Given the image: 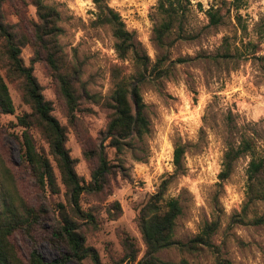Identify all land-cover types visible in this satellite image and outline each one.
Masks as SVG:
<instances>
[{"label": "rangeland", "instance_id": "1", "mask_svg": "<svg viewBox=\"0 0 264 264\" xmlns=\"http://www.w3.org/2000/svg\"><path fill=\"white\" fill-rule=\"evenodd\" d=\"M223 1L189 0L187 4L181 0L177 6L183 8V24L177 23L161 44L155 33L165 20L158 10L159 0H107L134 35L140 54L148 57L147 69H143L131 54L119 57L113 31L97 21L98 9L92 0H45L59 13L58 69L46 53L37 59L31 44L23 48L22 58L33 66L42 94L52 105V115L66 128L67 148L86 185L93 182L92 173L98 166L95 153L104 146L112 166L105 189L83 193L80 201L84 212L94 214V224L72 212L67 189L34 116L27 130L51 160L59 190L53 192L39 183L24 162L26 128L19 119L33 109L24 98L23 80L8 72L6 57L0 52V70L15 107L13 114H0V220L8 216L21 222L9 239L23 264H30L34 251L46 261L68 252L57 236L67 216L77 224L85 245L98 252L102 264H115L124 257L127 237L141 260L146 246L138 215L174 173L176 144L184 145L186 152L184 175L171 178L165 193L167 200L177 199L182 207L174 240L188 243L206 224L216 222L211 238L215 249L202 246L191 253L172 247L157 256L166 264H218L219 259L230 264H264V223H252L264 217V201L248 203L250 158L239 159L223 185L219 180L227 149L243 135L254 136L264 146V60L256 59H264V40L255 55L241 44L243 38L258 40L255 30L264 20V0L241 1L246 32L236 26L234 12L218 27L210 26L206 10L214 5L225 14ZM4 12L7 21H21L22 27L38 21L30 0L8 1ZM228 46L235 50L234 59L222 58ZM140 74H145L139 88L150 133L135 140L133 148L118 153L106 140L110 99L117 82L136 84ZM60 76L72 86L74 112L62 93ZM66 264L94 262L86 258Z\"/></svg>", "mask_w": 264, "mask_h": 264}, {"label": "trees", "instance_id": "2", "mask_svg": "<svg viewBox=\"0 0 264 264\" xmlns=\"http://www.w3.org/2000/svg\"><path fill=\"white\" fill-rule=\"evenodd\" d=\"M8 1L12 0H0V52L2 57L3 55L6 57L8 72L23 80L24 98L33 109L32 114L19 119L26 128L23 133L24 162L30 167L39 183L48 186L53 192L59 190L51 160L45 152L36 147L32 134L27 130L31 125L29 118L34 116L47 140L50 154L59 169L61 181L67 189V197L72 212L79 219L94 224L96 222L94 214L84 212L80 201L83 193L101 192L105 189L107 176L111 174L112 166L105 154L104 146L95 153L98 166L92 173L93 182L86 185L78 176L76 161L67 148L66 128L52 115V105L45 100L42 94V88L34 75L33 66H27L22 58L23 48L31 44L37 59H42V55L46 53L49 63L58 69V55L61 51L58 44V37L61 33L58 26L59 13L45 0H30V3L36 8L38 21L33 22L30 27H22L21 21L13 23L6 20L4 5ZM92 1L98 9L97 21L101 25H108L113 31L119 57L125 59L131 54L139 66L147 69L149 59L140 54L134 35L126 29L120 14L109 6L107 0ZM185 1L187 4L190 3L189 0ZM241 1L224 0L222 3L226 5L227 9L225 14L222 13L221 7L214 5L206 10L210 26L218 27L223 23L226 15L232 16V12H234L233 17L236 20V26L246 32L247 26L240 14ZM178 4H181V0H159L158 10L164 15L165 20L155 28V33L158 42L161 44L164 36L177 23L183 24L185 14L183 8L177 6ZM255 34L258 37L257 41L247 38L241 39L243 48L252 55L259 51L258 46L264 40V20L259 22ZM235 49L239 51L238 48ZM234 51L228 46L222 58L234 59L236 57ZM256 59L264 60L261 57ZM144 79L145 74H140L136 84L128 83L126 80L117 82L111 96L112 114L106 130V140H109V146L115 148L118 153L133 148L135 140H141L150 133V123L145 115L146 104L139 88V84ZM60 80L62 93L68 101L70 110L74 112L76 101L72 86L64 76H60ZM14 112L15 107L9 88L0 70V114H13ZM185 152L186 147L184 145L176 144L173 157L174 173L169 180L163 181L160 190L148 200L139 212L138 225L146 246L144 257L137 260L136 247L127 237L123 240L125 255L115 264H166L157 255L159 252L172 247H178L182 251L191 253L198 251L202 246L215 249L211 243V238L217 229L216 222L206 224L202 231L188 243L184 244L174 240L176 221L182 214V207L177 199L167 200L165 193L172 181L171 178L185 173ZM243 157L250 158L247 169L248 203L264 201V146H260L258 139L254 136L243 135L236 144L227 149L222 163L223 168L219 174L220 185H223L230 178L235 163ZM116 206L121 211L120 205L116 204ZM7 212L10 213L8 210ZM110 215L113 218L117 217L114 214ZM10 220L8 216L3 221L0 220V264H23L17 257L9 239L14 231L20 227L21 222L16 219ZM242 222L243 220H239V223ZM252 223L263 224L264 217L256 218L252 220ZM57 236L64 241L68 247V252L62 257L46 261L37 251H34L31 254L30 264H66L70 260L83 261L86 258H91L94 264H102L98 252L85 245L83 234L78 231L75 221L69 219L68 216L65 217L64 224ZM184 264L188 263L184 261ZM218 264L230 263L219 259Z\"/></svg>", "mask_w": 264, "mask_h": 264}]
</instances>
